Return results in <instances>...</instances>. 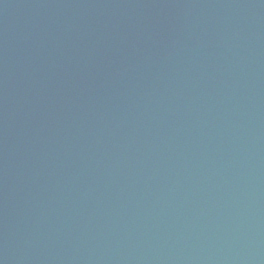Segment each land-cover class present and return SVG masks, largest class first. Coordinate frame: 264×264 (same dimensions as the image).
<instances>
[{
	"label": "water",
	"instance_id": "1",
	"mask_svg": "<svg viewBox=\"0 0 264 264\" xmlns=\"http://www.w3.org/2000/svg\"><path fill=\"white\" fill-rule=\"evenodd\" d=\"M0 264H264V0H0Z\"/></svg>",
	"mask_w": 264,
	"mask_h": 264
}]
</instances>
